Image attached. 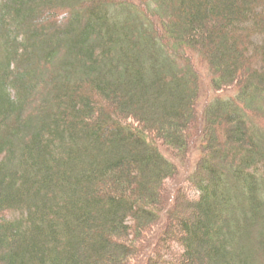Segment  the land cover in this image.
<instances>
[{"label": "trees", "instance_id": "trees-1", "mask_svg": "<svg viewBox=\"0 0 264 264\" xmlns=\"http://www.w3.org/2000/svg\"><path fill=\"white\" fill-rule=\"evenodd\" d=\"M0 264H264V0H0Z\"/></svg>", "mask_w": 264, "mask_h": 264}, {"label": "rangeland", "instance_id": "rangeland-1", "mask_svg": "<svg viewBox=\"0 0 264 264\" xmlns=\"http://www.w3.org/2000/svg\"><path fill=\"white\" fill-rule=\"evenodd\" d=\"M205 74H206V82H207L206 84L208 85V88L210 90H212V86L210 85L211 79H212L211 74H209V72H207V71H205ZM212 94H213V92L210 93L208 98L211 97ZM201 155H202L201 150L198 147H195L194 152L192 153L191 157L187 161H184L182 159L177 158V160H179V162H181V164L183 166V173L179 179L171 180L173 187H174L173 200H175L177 198V191H178L180 185L183 184L185 181H187V179H189L191 174L198 167ZM191 190H192V193L194 195H197V189L196 188H193Z\"/></svg>", "mask_w": 264, "mask_h": 264}]
</instances>
